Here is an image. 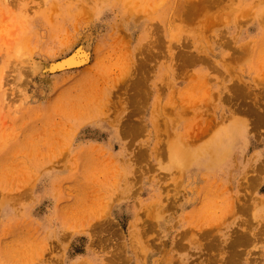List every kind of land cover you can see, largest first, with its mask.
Wrapping results in <instances>:
<instances>
[{
	"label": "rangeland",
	"instance_id": "obj_1",
	"mask_svg": "<svg viewBox=\"0 0 264 264\" xmlns=\"http://www.w3.org/2000/svg\"><path fill=\"white\" fill-rule=\"evenodd\" d=\"M263 122L264 0H0V264H264Z\"/></svg>",
	"mask_w": 264,
	"mask_h": 264
},
{
	"label": "bare ground",
	"instance_id": "obj_2",
	"mask_svg": "<svg viewBox=\"0 0 264 264\" xmlns=\"http://www.w3.org/2000/svg\"><path fill=\"white\" fill-rule=\"evenodd\" d=\"M81 50H76L75 52H73L70 56H68L67 58H64V59H62L61 61H59V62H56L54 65L52 64V67H56L57 65L59 66V68H61V65H63V64H66V63H68V62H73V63H75L77 60H80V61H82V63H84L85 61L87 62V60H88V56H87V52H83V51H81V52H83V54H81L82 55V58H80V54L79 53H81L80 52ZM85 59V60H84ZM68 64H71V63H68ZM68 64H66L67 65V67H68ZM75 64H77V63H75ZM72 65H74V64H72ZM51 67V68H52ZM63 67V66H62ZM57 68V67H56ZM141 95V94H140ZM260 122V121H259ZM262 122V121H261ZM260 122V123H261ZM264 123V122H263ZM124 124V123H123ZM137 129V128H136ZM129 130V129H128ZM131 130V129H130ZM124 131V130H123ZM130 132V131H129ZM128 134V133H127ZM132 135H134V134H132ZM226 149V147H221V148H219V150H217L219 153H221L222 151H224ZM189 153H187L186 154V156L185 155H183V157H184V159H189L190 161H194V160H196V159H198V154H196L195 155V157L191 154L190 156L188 155ZM188 155V156H187ZM203 162V157H201L200 158V162L199 163H202Z\"/></svg>",
	"mask_w": 264,
	"mask_h": 264
}]
</instances>
